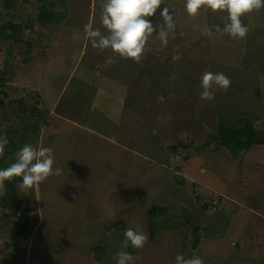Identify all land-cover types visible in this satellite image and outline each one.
Returning <instances> with one entry per match:
<instances>
[{
  "label": "rangeland",
  "instance_id": "1",
  "mask_svg": "<svg viewBox=\"0 0 264 264\" xmlns=\"http://www.w3.org/2000/svg\"><path fill=\"white\" fill-rule=\"evenodd\" d=\"M6 1L0 27L22 24V43L8 69L15 85L5 90L36 93L40 118L14 128L16 150L2 167L31 144L51 147L61 170L37 187H16L31 215L23 264H116L122 228L137 226L149 239L142 250L127 249L136 264L193 254L205 264H264V145L233 156L212 141L221 120L247 119L264 137V9L243 18L250 31L237 40L215 31L226 13L191 17L186 0H164L177 19L174 38L164 47L154 33L137 63L91 46L85 24L108 34L104 0H9L10 10ZM43 5L55 11L49 25L39 20ZM166 5L149 18L154 25ZM206 71L232 81L212 101L200 98ZM3 195L0 264H11L17 218ZM154 207L162 212L151 216Z\"/></svg>",
  "mask_w": 264,
  "mask_h": 264
},
{
  "label": "clouds",
  "instance_id": "2",
  "mask_svg": "<svg viewBox=\"0 0 264 264\" xmlns=\"http://www.w3.org/2000/svg\"><path fill=\"white\" fill-rule=\"evenodd\" d=\"M162 5H166L164 0H104L101 5L100 22L108 34L102 33L92 22L84 25V32L94 49L101 52L111 49L120 57L138 63L149 50V40L154 33L164 47L169 42L170 34L174 38L177 19L167 5L160 11L162 24L154 25L149 19L156 16ZM185 7L191 17H196L204 9L226 13L223 28L216 25L215 31L232 39L243 40L250 31V26L244 23L243 18L264 9V0H186ZM208 31L209 29L205 28L204 34ZM231 84V78L225 73L206 71L201 78L200 98L212 101L215 99L217 89L227 91ZM8 143L6 135L0 136V156H3ZM54 164L55 156L51 147L25 144L16 153V162L0 169V188L4 187L5 181L16 177L22 179V183L18 185L22 190L37 187L50 176L61 175V170L54 168ZM123 235L125 239L121 243V250L113 259L116 264H136V258L127 249L131 246L142 250L149 237L138 226L128 227ZM175 261L176 264H205L204 259L195 254L191 257L177 255Z\"/></svg>",
  "mask_w": 264,
  "mask_h": 264
},
{
  "label": "trees",
  "instance_id": "3",
  "mask_svg": "<svg viewBox=\"0 0 264 264\" xmlns=\"http://www.w3.org/2000/svg\"><path fill=\"white\" fill-rule=\"evenodd\" d=\"M55 17L54 9H49L46 5L42 6V12L40 13L39 20L42 24L49 25ZM238 125H226L224 120H221V123L218 126V134L213 137L212 141H217L220 146L228 150L231 155L236 156L238 152L243 148H248L253 145H264V137H260L255 126L250 123L247 119H240L237 121ZM263 132V131H261ZM264 135V134H262ZM9 144L7 150L4 152L3 156H0V169L7 168L3 166V161H5L8 153H12L16 150L13 147V141L11 142L10 137L8 136ZM12 144V145H11ZM22 182L20 177L13 178L9 181H5L4 195L2 197L1 205L8 208L12 211V216L17 218V223L14 227V243H13V256L11 257V264H23L24 262V252L20 249L22 244V239L25 237V234L30 230L31 215L29 208H23V202L17 198L16 187L18 183ZM178 182H181L178 180ZM209 203L205 205L206 209L209 208ZM157 212H162L161 209L154 207L149 211L151 216H155ZM124 227L122 232L124 234ZM198 231V230H197ZM121 234V240H124V235ZM197 246L196 244L194 245ZM96 253L103 254V250L97 247H94ZM102 250V251H101ZM100 256V255H99Z\"/></svg>",
  "mask_w": 264,
  "mask_h": 264
},
{
  "label": "flooded vegetation",
  "instance_id": "4",
  "mask_svg": "<svg viewBox=\"0 0 264 264\" xmlns=\"http://www.w3.org/2000/svg\"><path fill=\"white\" fill-rule=\"evenodd\" d=\"M8 1L4 5L6 8H8ZM23 1L29 2V0ZM13 8L9 7L8 10ZM21 33L22 24L20 23L6 22L0 27V135L3 136H14L17 134L14 128L17 130L24 129L30 126L31 123L35 124L40 118V111L37 107L39 98H37L36 93L11 96L5 90L7 86L15 85L7 82L9 75L8 69L12 68V71L15 70L12 66L13 61L11 58L19 55L17 52L19 44L22 43L19 35ZM30 43H26V46L32 50L33 43L32 45ZM30 91H34V89ZM3 104L5 105L4 107Z\"/></svg>",
  "mask_w": 264,
  "mask_h": 264
}]
</instances>
